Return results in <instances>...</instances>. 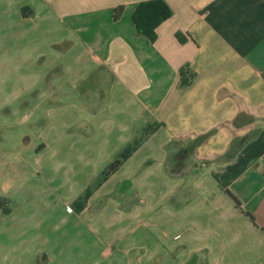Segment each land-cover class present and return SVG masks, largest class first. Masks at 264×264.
<instances>
[{
    "label": "crops",
    "instance_id": "0c3cea01",
    "mask_svg": "<svg viewBox=\"0 0 264 264\" xmlns=\"http://www.w3.org/2000/svg\"><path fill=\"white\" fill-rule=\"evenodd\" d=\"M149 1L0 0V108H31L0 154L22 125L42 141L0 163V264H264V0H162L154 42ZM213 130L171 172L167 145Z\"/></svg>",
    "mask_w": 264,
    "mask_h": 264
},
{
    "label": "trees",
    "instance_id": "16d2710c",
    "mask_svg": "<svg viewBox=\"0 0 264 264\" xmlns=\"http://www.w3.org/2000/svg\"><path fill=\"white\" fill-rule=\"evenodd\" d=\"M124 7H119L115 11V19H118ZM172 16V12L170 7L162 0H152L149 2L141 3L137 7L134 15L133 22L142 35L146 36L150 41L154 42L156 40V30L157 28L167 21ZM195 76L190 73L188 69L182 70L181 73V84L182 86H188L194 80ZM255 118L251 116L246 109L242 110L238 117L231 124L232 127H237L241 125L245 121H253ZM264 124V118L262 119ZM261 129L254 130L251 132L246 138L236 139L230 146V150L227 153V157L233 158L237 155V153L242 150V148L250 141L254 140ZM216 132L213 130L205 135L180 139L173 141L169 145H167V150L172 148L177 149L176 153L172 156L170 155L167 160V165L170 168L171 172H181L183 168H186L187 163L190 162L191 159L195 158L197 155L198 148L202 146L207 140ZM4 134V133H3ZM4 141V137L0 136V143ZM131 150H126L123 155L113 162L106 172L103 174V179H107L111 176L127 159L130 155ZM152 161H147L144 164V167L151 166ZM189 166V164H188ZM126 184L130 185V183H124L120 188V192H123L126 188ZM226 194L230 197V199L235 203V205L240 209V202L230 193L226 192ZM7 204L4 199H0V212L4 211ZM246 216L254 222V218L250 214H246ZM200 263V255L194 254L190 258L187 264H199Z\"/></svg>",
    "mask_w": 264,
    "mask_h": 264
},
{
    "label": "rangeland",
    "instance_id": "374dc122",
    "mask_svg": "<svg viewBox=\"0 0 264 264\" xmlns=\"http://www.w3.org/2000/svg\"><path fill=\"white\" fill-rule=\"evenodd\" d=\"M31 108L30 106H26V107H19V108H10V107H2L0 108V122L4 121L5 119L8 121H16L18 120L20 117H22V115L24 114L25 111H30ZM29 125H22L18 128H14L11 130L10 132V137H13L12 141H10V143L8 145H6L4 149H6V151L2 152L0 154V163L2 162L3 164V159H4V153L6 152H10V151H15V148L20 149L21 143H22V138L25 134H30L34 137L35 139V146L37 149H39V147L42 145V141L36 139V137H38V130H33L34 126H29ZM29 128V129H28ZM23 132H25L24 134H22ZM21 134V135H20ZM38 140V141H37ZM44 142V141H43ZM38 143V145H37ZM29 154V153H26ZM10 167L9 165L5 166L2 168L1 174L5 173V170H8ZM6 174V173H5Z\"/></svg>",
    "mask_w": 264,
    "mask_h": 264
},
{
    "label": "flooded vegetation",
    "instance_id": "af4514ba",
    "mask_svg": "<svg viewBox=\"0 0 264 264\" xmlns=\"http://www.w3.org/2000/svg\"><path fill=\"white\" fill-rule=\"evenodd\" d=\"M31 126L35 127L36 125H31ZM8 135H9V132H7V130H5V129H1L0 130V136L4 137V141L2 143H4L5 141H6V143L9 142L8 141L9 137H7ZM34 142H35V139H34V137L32 135L25 134L23 136V138H22V143H21V146H20V150L26 149L31 143L34 144ZM2 143H0V144H2ZM16 149H18V148H16Z\"/></svg>",
    "mask_w": 264,
    "mask_h": 264
},
{
    "label": "water",
    "instance_id": "95a60500",
    "mask_svg": "<svg viewBox=\"0 0 264 264\" xmlns=\"http://www.w3.org/2000/svg\"><path fill=\"white\" fill-rule=\"evenodd\" d=\"M32 145H33V144L31 143L26 149H30V148L32 147Z\"/></svg>",
    "mask_w": 264,
    "mask_h": 264
},
{
    "label": "built area",
    "instance_id": "2783aa9c",
    "mask_svg": "<svg viewBox=\"0 0 264 264\" xmlns=\"http://www.w3.org/2000/svg\"><path fill=\"white\" fill-rule=\"evenodd\" d=\"M68 211H69V212H72L73 210H72V208L68 207Z\"/></svg>",
    "mask_w": 264,
    "mask_h": 264
}]
</instances>
